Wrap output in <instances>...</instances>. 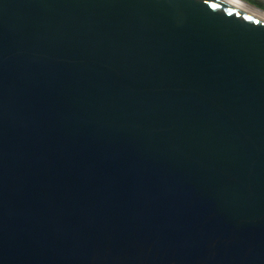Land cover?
Here are the masks:
<instances>
[{"label":"water","instance_id":"obj_1","mask_svg":"<svg viewBox=\"0 0 264 264\" xmlns=\"http://www.w3.org/2000/svg\"><path fill=\"white\" fill-rule=\"evenodd\" d=\"M0 264H264V21L0 0Z\"/></svg>","mask_w":264,"mask_h":264},{"label":"bare ground","instance_id":"obj_2","mask_svg":"<svg viewBox=\"0 0 264 264\" xmlns=\"http://www.w3.org/2000/svg\"><path fill=\"white\" fill-rule=\"evenodd\" d=\"M246 13H249L264 21V8L249 2L248 0H223Z\"/></svg>","mask_w":264,"mask_h":264},{"label":"rangeland","instance_id":"obj_3","mask_svg":"<svg viewBox=\"0 0 264 264\" xmlns=\"http://www.w3.org/2000/svg\"><path fill=\"white\" fill-rule=\"evenodd\" d=\"M249 2H253V4L258 5L264 8V0H248Z\"/></svg>","mask_w":264,"mask_h":264}]
</instances>
